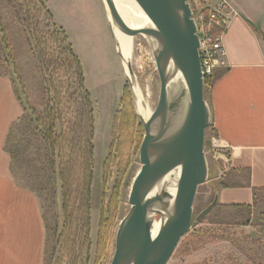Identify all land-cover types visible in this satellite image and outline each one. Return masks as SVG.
<instances>
[{"label": "rangeland", "instance_id": "374dc122", "mask_svg": "<svg viewBox=\"0 0 264 264\" xmlns=\"http://www.w3.org/2000/svg\"><path fill=\"white\" fill-rule=\"evenodd\" d=\"M47 1L56 16L55 23L67 34L66 43H70L80 59L93 109L94 179L90 188V210L82 216L77 206L79 212L71 234L69 230V239L78 241L76 246L60 244L57 247L64 227L61 183L55 203L51 197L40 196L31 189L26 164L14 176L20 185L38 196L49 225L58 227V235L48 234L52 245L47 258L52 256L51 264H110L117 229L131 207L129 195L141 167L140 147L145 129L105 1ZM6 9L15 47L13 51L6 48L0 52V74L12 78L15 91L27 106L39 109L45 79L37 65L36 36L30 29L25 34L23 22ZM57 30L55 33L53 24L45 19L38 26L43 37L46 38L48 32L46 40L55 50L62 45ZM131 62L140 93L153 112L159 100L161 81L153 47L142 34L132 37ZM61 82L65 83L63 91H80L74 75L59 78L58 85ZM209 85L204 88L207 101ZM75 107L74 102L68 108L73 111ZM214 132L212 125L206 129L209 177L198 187L194 202L196 215L212 202L227 171V163L222 160L216 163L209 153V138ZM107 171L110 172L106 175ZM251 207L239 210L218 203L180 239L167 264H264V193L258 195ZM160 218L157 214L156 219Z\"/></svg>", "mask_w": 264, "mask_h": 264}, {"label": "water", "instance_id": "95a60500", "mask_svg": "<svg viewBox=\"0 0 264 264\" xmlns=\"http://www.w3.org/2000/svg\"><path fill=\"white\" fill-rule=\"evenodd\" d=\"M104 1L123 33L142 34L149 40L161 81L155 110L149 119L141 117L145 129L141 167L131 186L130 210L116 232L110 264H167L180 239L219 202L216 190L212 202L196 215L198 187L209 177L205 137L213 122L205 98L196 19L187 0H136L148 14L151 26L131 27L114 0ZM128 68L136 79L132 62H128ZM178 74L183 85L172 91V81ZM131 85L133 89L132 80ZM177 168L176 193L164 186L155 191L166 177H173ZM155 213L160 214L162 225L154 237Z\"/></svg>", "mask_w": 264, "mask_h": 264}, {"label": "crops", "instance_id": "0c3cea01", "mask_svg": "<svg viewBox=\"0 0 264 264\" xmlns=\"http://www.w3.org/2000/svg\"><path fill=\"white\" fill-rule=\"evenodd\" d=\"M227 13L226 55L207 90L212 129L229 156L218 203L254 205L255 189L264 188V0H230ZM22 114L12 78L0 74V264H44L38 196L17 182L5 148Z\"/></svg>", "mask_w": 264, "mask_h": 264}, {"label": "trees", "instance_id": "16d2710c", "mask_svg": "<svg viewBox=\"0 0 264 264\" xmlns=\"http://www.w3.org/2000/svg\"><path fill=\"white\" fill-rule=\"evenodd\" d=\"M5 5L15 18L23 22V32L26 34V30L30 29L36 36L38 51L35 54L39 55L37 65L45 79L39 99L42 107L39 109L27 106L16 92L23 114L13 123L6 139L5 148L11 156V170L15 175L26 164L31 189L40 196L51 197L53 202L61 183L64 227L59 234L62 239H58L57 247L60 244L73 247L78 241L69 239V230L71 234L79 210L82 216L90 210V188L94 179L93 109L90 93L85 86L83 68L70 43H66L65 30L55 23L46 0H0V52L6 48L13 51L15 47ZM43 19L53 24L55 33L59 30L62 44L60 48H51L46 40L48 32L46 31L45 38L42 31H38ZM67 75H74L80 91L71 93L62 90L65 83L58 85L57 81ZM74 102L76 107L72 111L68 107ZM258 193H264V188L255 189L254 204ZM223 206L239 210L252 208L246 204ZM44 219V262L51 264L52 256L47 258L48 248L52 245L48 234L58 235L59 230L58 227L49 225L46 216ZM73 257H76L75 254Z\"/></svg>", "mask_w": 264, "mask_h": 264}, {"label": "built area", "instance_id": "2783aa9c", "mask_svg": "<svg viewBox=\"0 0 264 264\" xmlns=\"http://www.w3.org/2000/svg\"><path fill=\"white\" fill-rule=\"evenodd\" d=\"M187 2L190 3L193 17L196 19L200 41L199 54L205 84L213 79L216 67L220 64L221 58L226 55L223 31L229 21L227 10L230 0H187ZM209 145V153L216 163L221 160L229 162L228 146L217 135H211Z\"/></svg>", "mask_w": 264, "mask_h": 264}, {"label": "bare ground", "instance_id": "6f19581e", "mask_svg": "<svg viewBox=\"0 0 264 264\" xmlns=\"http://www.w3.org/2000/svg\"><path fill=\"white\" fill-rule=\"evenodd\" d=\"M114 1L116 3V6L118 7V10L121 16L123 17V19L128 25H130L131 27L151 26V22L148 17V14L146 13L145 9L136 0H114ZM107 14L114 27V31H115L117 42H118V49L122 56V60L125 65L127 74L133 83V90H134L135 97H136V104H137L138 112L142 118L147 120L151 116L152 110L148 106L147 101L141 95L136 79L132 78L129 72V68H128V62H131L132 37L133 36L123 33L116 26L108 8H107ZM182 83H183L182 76L178 74L172 81V86L170 88L172 89V91H178V89L180 88V85H183ZM177 169L178 170H174L172 172L174 173L173 177L171 176H169L168 178L166 177L164 181L159 186L156 187L155 191H160L161 186H164L174 195L176 193V184H177V178L179 174V168ZM157 214L158 213L153 214L154 223L152 227V234L154 237L158 234L161 228V225H162L161 218L159 221L156 219ZM159 215L160 214H158V216Z\"/></svg>", "mask_w": 264, "mask_h": 264}]
</instances>
